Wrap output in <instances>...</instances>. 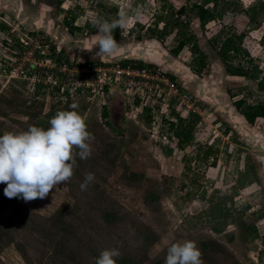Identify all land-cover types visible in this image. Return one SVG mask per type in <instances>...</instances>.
I'll return each mask as SVG.
<instances>
[{"label":"rangeland","instance_id":"1","mask_svg":"<svg viewBox=\"0 0 264 264\" xmlns=\"http://www.w3.org/2000/svg\"><path fill=\"white\" fill-rule=\"evenodd\" d=\"M201 1L0 0V135L30 126L47 130L58 111L75 110L94 137L90 157L77 155L72 178L44 199L8 198L7 185L0 183V264H95L102 251L112 248L132 257L134 264H165L168 248L185 241L196 242L203 264H264L263 149L248 139L240 141L223 121L226 114L198 99L209 122L198 124L194 138L180 148V138L174 135L179 125L175 110L130 107L118 93L106 104L87 92L68 96L36 88L28 68L20 75L13 72L19 64L34 62V57L28 59L25 42L38 33L52 40L56 55L89 60L87 53L98 51L93 48L99 34L94 21L110 22L124 14L129 23L122 39L131 47L143 40L168 49L177 42V29L188 25L199 46L185 48L182 61L195 66L198 53L206 57L207 51L211 69L218 62L212 49L221 47L230 33L245 32L243 50L225 68L231 76L223 84L222 66L217 64V89L231 100L264 103V0H219L216 18L205 32L190 10ZM183 5L187 14L178 12ZM158 31L160 37H153ZM73 104L78 107L72 109ZM228 106L224 102L223 107ZM104 107L108 117L103 116ZM237 116L234 112L231 118ZM189 117L182 116L186 121L180 129ZM249 162L257 164L260 181L250 177L238 183ZM86 173L95 179L82 191ZM233 185L237 209L257 225L255 238L245 236L231 219L216 232L214 222L200 217L215 189L233 193Z\"/></svg>","mask_w":264,"mask_h":264},{"label":"clouds","instance_id":"2","mask_svg":"<svg viewBox=\"0 0 264 264\" xmlns=\"http://www.w3.org/2000/svg\"><path fill=\"white\" fill-rule=\"evenodd\" d=\"M128 23L124 14L111 22L94 21L93 26L99 32L93 46L98 47L97 57H112L119 52L120 45L113 31L127 27ZM77 107L71 105L72 109ZM49 124L47 130L30 126L26 131L0 135V183L7 185L4 189L6 197L22 198L25 202L44 199L54 188L72 178L77 155L81 159L90 157L89 141L94 137L77 111H58ZM94 179V174L86 173L81 190L86 191ZM119 256L118 249H106L95 264H116ZM201 257L202 252L195 241L174 243L167 250L165 264H203Z\"/></svg>","mask_w":264,"mask_h":264},{"label":"built area","instance_id":"3","mask_svg":"<svg viewBox=\"0 0 264 264\" xmlns=\"http://www.w3.org/2000/svg\"><path fill=\"white\" fill-rule=\"evenodd\" d=\"M28 40V59L34 57V62L19 64L13 72L20 75L26 68L33 71L31 80L36 88L68 96L87 92L103 104L110 100L111 93H118L130 107L148 106L154 110L164 106L167 112L175 110L181 117L199 115V124L209 122L205 106L158 66L129 59L76 61L59 52L56 55L47 35L38 33Z\"/></svg>","mask_w":264,"mask_h":264},{"label":"trees","instance_id":"4","mask_svg":"<svg viewBox=\"0 0 264 264\" xmlns=\"http://www.w3.org/2000/svg\"><path fill=\"white\" fill-rule=\"evenodd\" d=\"M219 0H202L201 2H195L191 5L190 10L195 12L198 19L200 26L202 28V31L205 32L207 29V25L214 21L215 16V8L218 5ZM213 4L214 8H209V5ZM262 8H264V2L261 4ZM180 14H187V7L185 5L181 6L178 10ZM119 17H114L110 20V22L114 19H118ZM66 24H69V20L66 19ZM79 30H81L80 27H78ZM93 32H95L94 29H92ZM113 35L116 40L122 39L125 37V28L120 29L117 28L113 31ZM153 37H160L159 31L156 32ZM246 36L245 32H233L231 35H229L222 43L221 47L218 50V53L226 65L227 68H229V63L232 58H235L238 56L239 52L243 50L242 48V42L244 41V38ZM174 37L177 38L176 43H171L168 46V50L175 56H180L182 51L185 48H189L191 50L198 49V37L197 34L189 29V26L186 25L183 29L178 28L177 32H175ZM200 56L197 60V64L193 68L196 72L200 74H205L208 70V63L205 61V55L203 53H198ZM132 61V59H129ZM139 63H144L142 61H138ZM233 98V97H232ZM234 105L242 112V114L245 116L246 120L261 129H264V103L262 101H248L246 98L242 99H233ZM176 114V117L178 118L179 125H176V128L174 129V135L178 138H180L178 146L180 148H183L187 143H189L195 135V130L199 124L200 116L197 114H191L186 125L181 128V125L185 119H183L179 114ZM103 116L108 117L109 113L107 112V108L104 107L103 110ZM112 125L111 123H109ZM172 127L175 126V123H170ZM211 154V149H209L207 153V157L209 158ZM214 159V164H215ZM250 177H253L255 181H260V176L256 168V164L254 162H249L246 165L245 170L238 176V183H244L249 179ZM234 192L228 193V192H222L219 189H215L213 193L209 196V205L207 209H204L200 217L201 218H207L210 221L214 222L213 229L216 232H220L223 230V228L229 223V220L231 219L234 223L238 224L240 227H242L243 231H245L244 235L248 236L250 238H255L258 233L257 225L255 222H249L246 219H243V212L237 209L236 203H235V192L237 190V185L232 186ZM154 198H158L159 196L156 194L152 195ZM238 214V216L236 215ZM241 215V216H240ZM243 215V216H242ZM147 236V235H146ZM152 239V238H151ZM150 239V240H151ZM154 239H152L153 241ZM135 261L130 256H119L116 258V264H134Z\"/></svg>","mask_w":264,"mask_h":264},{"label":"crops","instance_id":"5","mask_svg":"<svg viewBox=\"0 0 264 264\" xmlns=\"http://www.w3.org/2000/svg\"><path fill=\"white\" fill-rule=\"evenodd\" d=\"M229 35H231V33ZM227 37H225V39ZM117 41L119 42L120 49L119 52L116 53L114 56L99 58L95 55L97 51H92V53L91 52L87 53L89 55L88 58L90 59L95 57L96 59H106V60L127 58L136 61H142L144 63H148L150 65H155L162 68L164 71L170 73L174 78H176L178 83L182 86V88H184L186 91H189L196 99H200L202 102H204V104L209 103L217 110H220L222 114H226L225 116L227 117L223 121L229 128H231V131L233 133L239 135L240 141H244L245 139L246 140L248 139L250 140V142H253L254 145L260 146V149H263L262 155L264 156V129H261L257 126L250 124L246 120L242 112L238 110V108L234 105V100H231L229 96L227 97V96H223V94L221 93L219 94V91L217 89L218 87L217 85H219L218 83L219 76L217 75V67H218L217 64L220 63L223 72L222 80L220 84H223L224 82L223 80L227 81L228 78L231 76L230 75L231 72L225 69L226 65L224 64L218 53L220 47H218L217 49L214 48L212 49L214 50L215 55H217L216 57L218 58L217 60L218 62H216V64L212 66L213 72L211 66L208 65L207 72L205 74H200L194 70L193 65L186 64L184 61H182L180 57L181 54L180 56L173 55L166 47L162 46L163 44L158 45L157 42L155 43L152 41L150 42V41L142 40V41H138L137 44L135 43L136 45L131 47L129 43H127V41L124 39ZM222 43L220 44V46L222 45ZM201 48L202 47H200V49ZM203 51L205 50L203 49ZM204 53L206 54V58H208L209 60L210 53H208L207 51H205ZM220 59L221 61L219 62ZM254 92H260V90H255ZM115 95L116 93H111L109 96L110 100H112L115 97ZM224 102H227L229 106L224 108L223 107ZM234 112H237L238 115H240L237 116L235 121L233 117L231 118ZM257 141L258 143H256ZM259 141L261 142L259 143ZM256 168H257V164H256Z\"/></svg>","mask_w":264,"mask_h":264}]
</instances>
